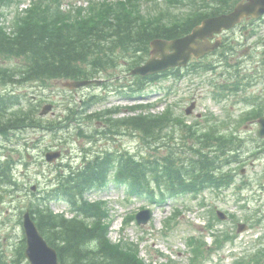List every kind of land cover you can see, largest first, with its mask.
<instances>
[{"label": "trees", "instance_id": "obj_1", "mask_svg": "<svg viewBox=\"0 0 264 264\" xmlns=\"http://www.w3.org/2000/svg\"><path fill=\"white\" fill-rule=\"evenodd\" d=\"M113 9L116 7L105 11L97 10L95 11L97 17L92 15L94 17L70 25L62 23L59 19L57 22H49L43 17L42 23L36 18L31 19L14 38L9 39L0 33V50L6 52L8 56L28 58L29 64L25 75L29 80L42 77L83 78L92 75V72L84 71L79 66L82 62H91L94 65L96 61V64L111 62L113 59L109 52L119 47L126 50L139 49L141 53L147 52L152 39L179 37L191 30L200 20V14L195 13L181 23L161 24L159 27H153L151 23L137 17L136 11L126 12L123 11L124 8L116 9L123 11L121 15L114 14L110 17L109 14ZM127 9L133 10L135 7ZM90 55L91 58L87 61ZM139 58V61L135 60V63L139 64L143 57ZM129 122L140 128L147 123L143 118H135ZM193 163L196 166L200 163L205 169L208 165L206 160ZM182 169H187V167L182 166ZM188 172L193 183H206L211 180V176L205 174L203 170L191 168ZM134 176H136L135 173ZM157 182L158 184L168 183L171 189L177 192L188 190L184 188L187 186L181 176L178 174L174 177L171 171L162 177H157ZM142 191L141 185L134 186V192L141 193ZM78 211L87 219L94 221L68 220L64 217L54 218L44 214L40 215L41 229L48 235L53 245L57 241L60 242V245L56 246L63 264H96L92 256L90 241L105 237L100 220L101 209L99 205L84 203L82 208L78 207ZM44 226H46L45 229ZM103 246L105 249L103 253H107V257L113 261L112 264H138L133 258L125 257L118 249L106 248L104 239ZM88 258H91V261Z\"/></svg>", "mask_w": 264, "mask_h": 264}, {"label": "rangeland", "instance_id": "obj_2", "mask_svg": "<svg viewBox=\"0 0 264 264\" xmlns=\"http://www.w3.org/2000/svg\"><path fill=\"white\" fill-rule=\"evenodd\" d=\"M28 1V0H25ZM155 5L154 3H152ZM70 5H75V6H86L87 2L86 0H72L70 2H66L65 7H69ZM263 28V29H262ZM262 29L261 33L264 34V23L261 25L260 28ZM236 40L241 41L243 40L244 43H249L251 42L252 44L257 42V40L260 38H253L249 37L244 39L241 37L239 34H235ZM261 52V49H257L254 53V57L257 56ZM246 63H252V60L249 59L247 60ZM125 69H120L118 71V76H125L126 72L124 73ZM211 75H208L204 79L200 78H193L192 80L195 82L199 81H205L206 79H209ZM108 84H112L110 78H108ZM188 79L191 80L190 77L187 79H183L182 81H174V79H168V80H163L153 87L149 88L148 91L143 93L140 97L135 96L132 98H127V99H118V97H112L111 99H107L106 102L98 108H111L114 106H120V107H130L135 104H140V103H157L161 98H167L166 93L169 88H174V93H177L179 96L176 97V95L171 94L168 97V103L174 101V102H179L180 101V106L179 109H182V105H187L186 101L184 100L186 95H190V91L192 88V83L187 81ZM125 80L128 82H133L134 78H125ZM107 87V86H106ZM263 85H260L257 87V90L255 92L261 91ZM98 90V89H93V91ZM20 91L24 93H28L30 96H35V95H40L41 97L49 100H54V101H61L64 100L65 92L62 91L61 87L59 84L53 83V88L50 90H46L45 92H41L34 84H30L24 89H21ZM84 91V90H83ZM82 92H79V95H82ZM35 93V94H34ZM206 90L201 89L197 92H195V95L200 99L198 100L199 102V111L200 112H214L216 114L221 115L223 112L222 106L214 104L213 101L209 98V95H205ZM201 95V96H200ZM204 96V97H203ZM77 97V99H78ZM176 97V98H175ZM226 105H231V103H226ZM240 106L234 107V111H239ZM62 109L63 107H59L58 111L56 112L57 116L62 114ZM164 107H160L158 109H155L153 112H162ZM127 112V111H126ZM181 112V111H179ZM130 112H127V114H122L121 117H127ZM244 135L250 136V143H252V137L254 136V132ZM19 136L23 138L22 143H26L28 140H30L33 136L34 133H25V134H19ZM42 144L44 146L47 145H53V141L49 136H46L45 139L43 140ZM127 149H131L132 151L136 150V148L139 145V140L138 139H132L127 137ZM72 151L71 158L68 157L67 161H71L75 163L78 159V155L80 152V143L76 142L73 143L72 145ZM262 160L258 161V170L261 172L264 169V152L258 155ZM20 171L23 174H26L25 169L21 167ZM249 173H252L250 175V180L252 182L251 187L246 189L245 191L242 192V196H244V200L239 202V192L237 195H234L231 191H226L224 194L221 196V198H217L216 195L213 194H208V203L214 208L213 206L221 207L223 209H227L229 213L235 214L237 217L238 223L239 222H245L244 215L248 213L249 215L254 214L256 211L254 204L256 205V199L254 198V195L256 194V190L259 189V178L258 174L256 171L249 170ZM47 177H49V173H44L42 175H36V171L31 166L30 171L26 174V176L22 177L23 180H29L33 181L34 183H39L40 189H42L47 182ZM115 198V201H110L109 207L112 209L113 213V218H115L116 224H118L122 220V216L126 214L129 211H135L137 208L140 207V205H143L144 203L141 201H137L136 203L132 205H122L120 203V200L125 198V192L123 189H118L114 184H111L106 191H103L100 194L93 195L92 200H106L108 202V198ZM28 198L23 195L19 200L15 201H9L7 200L6 202V207L7 209L13 213L19 212L21 209L24 208V206L27 204ZM250 205H248V204ZM173 204L176 205V207L180 208L181 211L184 212L183 216L180 218V230H177L175 235L172 233L170 234V237L167 238L163 235L162 230L164 228V222L165 218L170 216L171 213L174 211ZM173 204L166 205L165 207L161 208V211L158 213L157 218L155 222L153 223L154 226H149L146 228L145 232H142L136 224H132L129 229L126 231V234L129 238L132 240L142 242V256H144L148 261L151 259H156L158 258V255L156 250L161 251L165 255H172L176 260H180L182 262L187 261V257L184 254V251L186 250V245H185V239L183 238L184 234L187 235L189 232H193L195 230H201L202 233L207 234L208 231L205 229V223L207 222V217L211 216V211L209 212L207 209H201L200 207H197L196 201L193 200L191 197H181L177 199L176 201L173 202ZM248 206L247 209H243L242 206L246 205ZM54 210L56 211H63V209L66 207L65 205L57 204L54 206ZM252 207V208H251ZM251 208V209H249ZM207 210L205 213L203 211ZM122 217V218H121ZM16 220V216L14 217ZM14 220V221H15ZM238 223H233L231 220L219 225V229H223L226 227L229 231H235L236 232V227ZM111 238L114 240V242H118L120 239V234L115 231V229H111ZM10 234V239H4L3 244L0 245L2 249L5 250L9 258L14 257V250H15V243L17 240V236L20 235V228H16L14 230L11 229H3L0 230V238H5ZM146 236V239H142V236ZM264 235V225L257 226L256 228H250L249 231L244 232L243 234H240L239 237L237 238V241L235 243L236 247L232 249L231 247H227L226 250L218 253L214 257V261L212 264H231L233 261V254L244 252L245 250H250L252 249L256 244L259 243L258 236ZM260 236L259 238H261ZM208 241L211 242L212 238H208Z\"/></svg>", "mask_w": 264, "mask_h": 264}, {"label": "water", "instance_id": "obj_3", "mask_svg": "<svg viewBox=\"0 0 264 264\" xmlns=\"http://www.w3.org/2000/svg\"><path fill=\"white\" fill-rule=\"evenodd\" d=\"M258 3H261V1L258 0ZM209 30H211V25L207 23L204 28L197 29L194 35L183 40L154 42L152 45L154 59L147 66L135 70L134 73L147 74L160 71L171 65L180 64V60L186 61L189 58V53L199 55L200 52L194 49V46L198 44L196 39ZM169 51H174V53L169 54ZM187 51L189 53H186ZM157 57H160L161 60H157ZM39 240L40 238L35 231L28 230V243L30 245L28 255L32 264H56L55 256L47 253L48 249Z\"/></svg>", "mask_w": 264, "mask_h": 264}]
</instances>
